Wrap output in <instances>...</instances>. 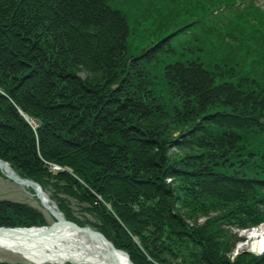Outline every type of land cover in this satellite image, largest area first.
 <instances>
[{
  "label": "trees",
  "instance_id": "obj_1",
  "mask_svg": "<svg viewBox=\"0 0 264 264\" xmlns=\"http://www.w3.org/2000/svg\"><path fill=\"white\" fill-rule=\"evenodd\" d=\"M126 1L0 0V159L135 264H264L231 258L229 230L264 222V161L240 158L264 139V77L216 83L166 39L129 55ZM44 223L0 201V225Z\"/></svg>",
  "mask_w": 264,
  "mask_h": 264
},
{
  "label": "bare ground",
  "instance_id": "obj_2",
  "mask_svg": "<svg viewBox=\"0 0 264 264\" xmlns=\"http://www.w3.org/2000/svg\"><path fill=\"white\" fill-rule=\"evenodd\" d=\"M259 19V18H258ZM261 20H264L260 18ZM264 25L257 26V32L263 36ZM259 50H264L259 49ZM28 187V183H26ZM48 205L49 199L42 197ZM51 208H53L51 206ZM256 235V233H253ZM256 237V236H255ZM263 240L260 241L261 248ZM0 249L21 254L35 264H127V257L114 253L115 262L110 258L107 245L85 231H79L66 225L57 224L54 228H30L14 230L0 229ZM126 258V259H125Z\"/></svg>",
  "mask_w": 264,
  "mask_h": 264
},
{
  "label": "rangeland",
  "instance_id": "obj_3",
  "mask_svg": "<svg viewBox=\"0 0 264 264\" xmlns=\"http://www.w3.org/2000/svg\"><path fill=\"white\" fill-rule=\"evenodd\" d=\"M136 10V9H135ZM126 16H128V21H129V26H128V32L130 34V38L128 40L129 46L127 45L128 48V54H137L139 53L142 49H145V46L149 42V38L143 37V35L140 34V29H138V25L136 21L133 19L135 18L133 16V13L127 12ZM127 18V17H126ZM166 30H168L166 28ZM148 33V32H145ZM169 38H172L170 35ZM169 44L171 45L172 49H176L175 45L170 42L169 39ZM176 51V50H175ZM171 54V53H169ZM177 54V53H176ZM167 55L166 58L163 60V63H166L168 61H173L175 58H178L177 55ZM216 76L218 75L217 73H213ZM83 76V74H81ZM224 76H219L216 78L218 83H223L225 81ZM232 80V79H231ZM234 81V80H233ZM31 123V121H30ZM244 139H248L249 142H251L254 139H257L255 136H252L249 134L248 136H245ZM252 144V143H251ZM254 144V143H253ZM257 145H254L252 148L249 149V155L255 156V160L253 162L251 161H246L245 158L248 155V152H245L244 154L241 153L240 158L242 157L246 163H250V165L253 164H260L256 163L257 161L261 162L264 161V139H260ZM172 151H175L174 148L169 149ZM170 153V154H171ZM252 156V157H253ZM169 180V179H168ZM39 185V184H38ZM41 186V185H40ZM43 189V188H42ZM43 191L46 194H49L48 190L46 188L43 189ZM5 199V200H11V201H17V202H24L26 205L28 204L29 207H32L38 211H43L41 212L46 220L47 224L52 223L55 219L51 216V214L45 210V208L42 205V202L39 198V195L37 194V191L33 189L31 186L28 185V187L24 186L23 184H19L10 178H7L4 174L0 172V200ZM71 208L74 212V215L80 219H91L95 220L94 217H92L90 214H88L86 211L82 210V205L75 201H71ZM208 219L207 216H197L196 218V223L201 225L203 224L206 220ZM189 226L193 225L195 222L188 220ZM229 230L232 233H235V235L238 236L239 239H234L232 242L234 243V250L233 251V257L237 254H240L244 251L248 250H260L264 248V243L263 247L261 248L260 246V241L263 240L264 242V222H260L257 224L252 225V227L249 228H229ZM253 233H256V235H251ZM256 236V237H255ZM251 248V249H250ZM230 256H232L230 254ZM0 260L3 261H8V262H18L20 264H33L25 261V258L18 253H11L9 251H4L0 249ZM65 264H71L69 262H65Z\"/></svg>",
  "mask_w": 264,
  "mask_h": 264
},
{
  "label": "water",
  "instance_id": "obj_4",
  "mask_svg": "<svg viewBox=\"0 0 264 264\" xmlns=\"http://www.w3.org/2000/svg\"><path fill=\"white\" fill-rule=\"evenodd\" d=\"M0 165L1 162H0ZM9 173L10 174H14L12 170L8 169ZM16 180L20 183H28L29 185L31 186H35L36 183L31 181V180H23V179H19V178H16ZM47 209H49V211L52 213V215L56 218V222L53 223L52 225H49L50 228H54L55 225L57 224H64V225H67L73 229H76V230H79V231H85L90 237H94L98 240H101L102 242H104L107 247L110 249V258L113 262H115V257H114V253H119V254H123L127 257L126 261H127V264H134L131 259L129 258L128 254L118 248H116L113 243L111 241H109L104 235H102L100 232L90 228V227H87V226H84V227H81V226H78L76 223L72 222V221H69V220H66L63 216H61L57 210H52L50 209L48 206H47Z\"/></svg>",
  "mask_w": 264,
  "mask_h": 264
}]
</instances>
